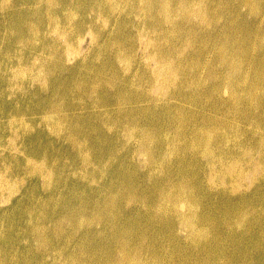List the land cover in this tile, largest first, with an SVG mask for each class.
I'll use <instances>...</instances> for the list:
<instances>
[{
    "label": "bare ground",
    "instance_id": "6f19581e",
    "mask_svg": "<svg viewBox=\"0 0 264 264\" xmlns=\"http://www.w3.org/2000/svg\"><path fill=\"white\" fill-rule=\"evenodd\" d=\"M231 6L253 7L258 16L264 14V0H0V21L5 27L4 43H0V96L20 98L24 94L25 101L24 106L19 104L2 111L5 117V123L0 127V133H5L0 139L1 209H4L0 214V256L3 264H55L60 256L56 248L61 238L57 236L58 216L49 217L43 211L30 213L35 210L33 204L37 201L32 202L28 191L22 192L25 202L31 204L28 209L22 210L25 203L20 209H15L12 203L21 186H26V181L32 177H36L35 191L46 193L38 209L49 207L51 195L59 197L62 194L54 184L62 155L54 147V141L63 126L78 132L82 130L81 115L63 114L57 105L59 101L70 102V97L72 100L75 97L71 86L76 69L69 67L63 56L85 54H92V61L97 56H106L100 58L92 79L98 80L102 76L104 86L92 88L91 79L83 80L79 86L82 95L69 105L71 109L90 108L105 114L114 110V122L126 136L125 146L143 157L150 170L157 168L158 161L150 165L152 147L148 145V137L140 138L139 135L155 126L154 118L161 121L155 136L156 146L163 151L159 161L165 156L170 161L173 154H178L179 143H184L188 152L193 156L199 154L198 158L205 164L199 169L195 168L199 164L194 162L193 168L181 175L176 173L185 179L180 186H169L173 175L170 174V178L166 174L159 175L161 187H154L144 200L149 205L154 204L149 215L155 223L159 222L155 219L158 215L162 220L167 218L163 226H159L162 229L159 233L163 232L165 237L170 231L176 238L174 227H177L176 231L184 230L187 240L197 251L192 264H264V61L253 64L259 75L247 85V97L239 104L247 76V69L242 67L245 63L235 59L232 52L222 50L216 41L219 37L210 36L211 47H200L193 52L194 65H179L207 70L206 77L200 82L208 86L204 94L196 96L195 100V96L186 93L188 104L197 102L198 109L186 120L166 111L171 92L178 90L179 71L171 68L173 56H183L192 47L188 32H183L184 37L175 43V47L171 44L163 47V38L168 34L165 25L173 15L169 9H174V15L182 21L199 18L203 24L202 8ZM142 34L147 38V48L153 52L151 61L156 69L146 77L142 76L140 87L146 85L144 94L150 98L148 90L156 86L161 101L159 109L152 98L147 99L149 103L142 108L126 109L124 106L132 101V96L124 98L125 90L120 86L124 76L117 65L124 62L128 66L124 57L126 40ZM259 46V52H263V40ZM176 48L180 50L175 52ZM207 59L212 61L210 65ZM57 67L65 75L64 83L55 84L51 77ZM239 70L240 77H237ZM139 78L134 75L132 80ZM137 86L139 88V81ZM176 90L175 95L179 97ZM111 105L115 107L111 108ZM110 116L108 114L106 120ZM141 120L149 122L141 127ZM42 124L46 125L45 130H41ZM95 129L100 133L101 126L97 125ZM77 137L76 133L66 135L69 144L76 145L68 163L71 166L80 162V179L93 183L90 168L94 165L88 160L85 145L77 142ZM135 137L140 139L135 140ZM26 146L35 152L19 158L18 153H25ZM148 177L153 181L157 179L152 172ZM198 177L206 178L205 186L197 182ZM80 182L94 190L95 185ZM6 189L8 193L3 195ZM209 197L222 205L210 201ZM115 198L112 194L106 195L102 202L104 209L100 210L97 204L91 206V209L102 211L103 220L96 221V225L106 223L91 239L97 243L103 237L108 239V245L102 249L109 264H149L145 259L147 255L153 258L166 255L164 237L157 240L156 249L151 240L146 242L147 237H141L140 244L129 245L131 237L128 236L131 235L118 232L116 228L132 220L122 222L114 215V212H122L116 210L109 214L110 206L114 209ZM258 212H262L259 217ZM218 213H221L219 219ZM76 223L79 228L91 224L89 221ZM257 227L261 229L258 233ZM48 228L51 231L49 240L46 239ZM221 228L228 235V254L220 241L224 237L219 232ZM212 245L215 250L211 249ZM98 251V247L91 251L93 259L99 257ZM47 257L50 263L46 261ZM76 259L75 255L69 254L63 261L76 264ZM177 261L187 264L189 260ZM151 264L160 263L154 259Z\"/></svg>",
    "mask_w": 264,
    "mask_h": 264
},
{
    "label": "rangeland",
    "instance_id": "374dc122",
    "mask_svg": "<svg viewBox=\"0 0 264 264\" xmlns=\"http://www.w3.org/2000/svg\"><path fill=\"white\" fill-rule=\"evenodd\" d=\"M202 11V20L204 23L200 24L199 18H194L190 22L182 21L178 16L174 15L176 13L174 9H169V12L173 15L165 25V29L168 31V34L165 38H163V47L169 44L175 47V43L180 38L184 37L182 35L183 32H188L190 41L192 42V47L187 53L183 56L179 55L178 58L173 56L171 62V68L173 67L176 71H179L177 72L178 90L174 89L171 92L169 101L170 104L169 106L166 105L168 108L166 111H168L171 116L178 117L181 120L188 119L194 111L198 109L197 102L192 105L188 104L189 96L186 93L195 96V100H197L196 96L203 95L208 89V86H206L204 82L200 84L201 79L206 77L207 70L199 71V68L181 67L179 65H194L192 61L193 52H197L200 47H203L204 49L211 47L212 44L209 43L211 38L210 36L215 37V39L216 37H219L216 41L217 43H220L222 50L232 52L235 59L237 58L245 63L242 67L247 69V76L244 78V86L239 98V104L242 103L244 97H247V85H249L256 78V76L259 75V72H255L253 69V64L259 60L264 61V51L259 52L258 48L261 41H264V14L258 16V11H253V7L240 9L238 6L208 7L202 8ZM255 21L257 22V25H255ZM3 31H5V27L3 22L0 21V43H4ZM146 39L147 38L142 34L135 38L126 40L127 48L124 51V57L128 66H126L124 62L117 65L120 74L124 76L120 83V86H122L125 90L124 98L132 96V101L124 104V106L126 105V109L132 107H145L149 103L147 99L151 98L154 102V106H157L158 109L159 107L161 108L159 105L161 102L160 95L156 86L153 85L154 88H150L148 90L149 94L147 93V95L150 98H147L144 94L146 85L140 87L142 76L146 77L147 73L149 74L156 69L154 62L151 61L153 52L147 48ZM179 50V48H176L175 52ZM243 54L246 56L243 57ZM217 55L219 56V53H217ZM63 57L69 67H74L76 69L75 81L71 86V91L75 97H73V100L70 97V102L65 100L59 101L57 102V105L59 106V109L61 108L63 114H71V116L77 114L78 116L81 115L79 123L82 130L81 132H78L63 126L59 129L60 133L57 136V141H54V147L62 154L60 158L61 165L57 170L58 175L55 178L54 184L62 191V194L59 197L51 195L49 207L38 209L41 205L43 197L45 198L46 193L35 191L34 187L36 186V177H32L26 181V186H21L20 190L17 192L19 194L14 198L12 205L15 209H20V207L25 203L22 210L25 208L28 209L31 204L28 205L22 195V192L28 191L29 196L32 198V202L34 203L37 201L33 204L35 210H30V213L43 211L49 217L55 218L56 215L58 216L59 226L57 227V232H59V234H57V236L60 235L61 238L56 248L58 249L60 256L55 264H65L63 259H65L69 254L76 256V264H109V260L105 259L104 250L102 249L108 245V239L103 237L101 241H98V243L91 239L94 238V236L100 231L101 227L106 226L105 222L102 226L99 225L98 227L96 225V221L103 220L100 215L102 211L98 212L97 208L91 209V206L97 204L100 206V210L104 209L102 202L104 197L108 194H112L116 197L115 204L113 205L114 209H111L110 206L109 214H112L116 210L117 212H122L121 214L114 212V215H117L122 222L128 220L129 218L132 220L131 223L126 222L122 225H118L119 228H116L118 232H124L127 235H131L128 236L129 238L131 237L129 245L135 246L136 243L140 244V238L147 237L146 242L151 240L154 249H156L157 240L164 237L163 232L161 234L159 233V231L162 230L159 226H163V222L167 221V218L162 220L163 218L158 215L155 219L159 222L155 223L149 215L151 212L150 208H152L154 204L149 205L145 203V198L150 195V192L154 187L155 189L161 187L162 181L159 178V175L166 174L169 178L170 174L173 175L172 180L169 182V186H180L183 185L185 179L179 178V176H176V173L181 175L187 169L193 168L194 162H197L200 165L195 166V168L199 169H203L205 164L203 160L198 158L199 154L196 153L195 156L191 155L184 143H179L177 149L178 154H173L170 157V161L166 156L159 161V157L163 154V151L156 146L155 136L161 128L159 125L161 121L160 119L154 118L155 126L144 135H139L140 138L148 137V145H151L152 147L150 149V165L155 164L156 161H158L157 168L150 170L147 161L143 157L135 155L134 151L131 150L132 148L129 149L128 146H125L126 136L123 133L124 131L114 122L113 117L116 115L113 114L114 110L111 109L109 113L105 114L104 111L93 112L90 108L79 111L69 107V105L73 103L78 96L82 95V93L80 94L79 86L86 78L91 79L92 88L95 86L100 88L101 86H104L102 82L103 78H101L102 76L98 80L92 79L94 78L95 71L98 69L97 65L100 63V58H104L106 56H97L94 61H92V58H94L92 57V54L65 55ZM211 63L212 61H207L208 65ZM58 68L59 67H57L55 71L51 72V77L53 78L55 84L64 83L66 81L65 75H62ZM188 71L193 72L195 76H191ZM134 75L140 78L132 80ZM129 76L130 78L127 80ZM236 76L240 77V70ZM137 81H139V88L137 86ZM91 87L88 89H91ZM106 88L107 91H110V88ZM175 90L180 93L179 97L175 95ZM104 92H106L105 88ZM22 95L24 96V94ZM23 96L20 98H17L16 96H0V127L5 123V117L2 115V111L5 108L19 106V104L24 106L25 101ZM61 99L63 98H60L59 100ZM203 101H205V99H203ZM110 107L113 108L115 105H111ZM108 114H111V116L106 120L105 117ZM98 117H102L104 120ZM147 122L149 121L141 120L139 126L145 127ZM67 123L69 127L71 120L69 119ZM97 125L101 126L100 133H98L95 129ZM169 125L171 126L172 124L170 123ZM182 128L183 126L180 127L179 133L182 131ZM45 129L46 125L42 124L41 130ZM30 131L32 133L33 128H31ZM72 133H76V135L79 136L76 138L77 142L85 145V150L89 158L88 160L94 165L93 168H90V173L94 180L93 183L80 179V162L71 164V166L68 163L70 155L73 153L76 146L74 144L71 146L66 140V135ZM2 137H5L4 132L0 133V139ZM75 137L76 136L72 139L74 140ZM139 137H135V140L140 139ZM34 152L35 150L26 146L25 153L20 152L18 153V156L19 158H23L25 154L26 156H29V154ZM14 153L15 152L12 154ZM17 172L19 173L18 170ZM150 172L157 175L156 181H153L148 177ZM80 181L95 185L94 190L89 189ZM197 182L205 186L206 178L198 177ZM175 190L176 189H172L171 191ZM2 193L3 190L0 187V214H2V211L4 210L1 209L3 202ZM7 193L8 189L4 191L3 195H6ZM209 200L212 202L216 201L214 197H209ZM217 203L218 205H222L220 202ZM258 209L260 210L259 206ZM261 214L262 212H258L257 216L259 217ZM220 216L221 213H218L217 219H219ZM77 221H80L83 224L86 221H89L91 224L86 228H79L77 227ZM122 226L124 228H122ZM174 228L175 234L177 233L178 235L176 238L172 236L170 231H167L165 237L163 238L164 244L167 248V254L162 258H153L147 255L145 259L149 262V264H151L154 259L160 264H179L177 259L189 260L187 264H192L194 262L197 255L195 247L187 240L184 230L179 228L176 231L177 227L175 226ZM255 231L258 233L261 229L257 227ZM219 232L224 236L223 239H220V241L224 243L223 247L226 249L228 254L229 249L226 246L228 235L224 233L223 228H221ZM46 239H51L50 228L46 230ZM97 247L100 255L97 259H93L91 257V251ZM211 249L215 250L214 245L211 246ZM46 261L50 263L48 257L46 258ZM0 264H3L1 262V256Z\"/></svg>",
    "mask_w": 264,
    "mask_h": 264
}]
</instances>
